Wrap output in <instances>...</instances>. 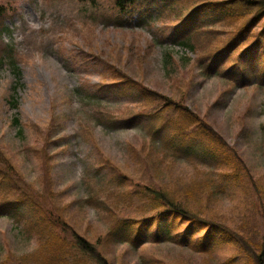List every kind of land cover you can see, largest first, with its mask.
Wrapping results in <instances>:
<instances>
[{
	"label": "rangeland",
	"instance_id": "1",
	"mask_svg": "<svg viewBox=\"0 0 264 264\" xmlns=\"http://www.w3.org/2000/svg\"><path fill=\"white\" fill-rule=\"evenodd\" d=\"M166 3L152 12L143 8L121 16L115 0H0L7 8L0 21V154L17 172L20 186L44 195L70 237L80 235L109 264H203L172 244L146 243L131 250L108 239V226L117 217H137L125 196L136 183L194 195L200 191L202 208L191 203L196 210L250 236L253 244L262 241L264 87L241 88L222 69L219 76L208 73L205 53L220 46L231 30L221 28V22L193 30L185 41L195 49L184 55L178 49L182 46L173 43L181 37L170 32L174 16L168 10L160 13ZM208 17L212 13L200 20ZM218 28L224 35L216 38ZM198 30H209L211 37L199 41L203 35ZM130 81L137 87L125 85ZM117 82L122 83L113 85ZM142 88L180 100L208 121L244 161L240 182L215 172L214 163L203 156L216 149L208 142L194 140L192 152L177 155L167 149L161 160L156 146L143 143H150L156 118L143 117L137 127L106 123L108 116L122 121L150 113L139 94ZM15 118L20 127L13 124ZM131 147L140 148L139 153ZM4 165L0 159V172ZM119 172L129 178L125 188H118L114 178ZM7 185L0 173V199ZM15 210L25 208L0 213V264H51L44 248L48 239L34 227L29 230L36 213L17 218ZM237 255L236 247L219 249L216 263ZM75 259L98 264L81 255H71L67 264Z\"/></svg>",
	"mask_w": 264,
	"mask_h": 264
},
{
	"label": "trees",
	"instance_id": "2",
	"mask_svg": "<svg viewBox=\"0 0 264 264\" xmlns=\"http://www.w3.org/2000/svg\"><path fill=\"white\" fill-rule=\"evenodd\" d=\"M167 2L160 13L170 11L174 16V28L170 32L181 39H175L173 43L181 45L183 48L194 51L195 45L190 40L185 39L193 30L215 26L220 23L221 28L230 26V32H226L227 39L218 47L205 53L208 73L211 76H230L235 85L244 88L251 86L264 87V0H163ZM162 0H115V10L123 15L132 14L140 9H159ZM202 13V14H201ZM212 13V17L200 20ZM7 14L6 6L0 4V21ZM223 17L225 21H222ZM119 26L122 23L116 20ZM164 23V21L162 20ZM124 27V26H121ZM120 27V28H121ZM203 37L199 36V41L210 38L209 30H198ZM218 38L224 35L222 29L218 28ZM198 42V41H197ZM12 58L13 56L9 54ZM14 71L20 73L16 63H11ZM221 70V73L219 71ZM117 82L113 85H118ZM128 87H137L133 81L125 84ZM102 87L97 86L96 92H101ZM140 97L145 103L151 106L150 113H138L126 119L106 117V123L111 125L127 124L139 126L143 117L151 116L157 119V125L153 124V134L148 140L143 142L149 146H156L158 157L160 153L167 155V149L173 154L181 152L187 153L194 150L193 141L200 140L208 142L216 149L205 151L204 157L212 161L218 172L226 181L240 182L242 169L246 170L244 161L236 150H232L221 135L197 112L191 110L182 101H177L170 96L142 88ZM17 99V98H16ZM155 104H159L154 106ZM17 106V102H14ZM13 124L20 127L19 119L15 118ZM21 131V128H20ZM167 134H164V133ZM22 133V132H21ZM147 146H144L142 151ZM165 147V149H163ZM228 147V148H227ZM141 148V146H140ZM131 147L133 154H138L139 150ZM227 148V149H226ZM147 155V154H146ZM1 161L4 162V169L1 170L2 179L8 182L6 194L0 199V213L7 208L24 207L25 210L17 211V218L25 213H36V217L29 223L37 232L43 233L48 239L44 248L51 254V264L59 261V264H67V259L71 255H81L94 260L98 264H109L107 259L100 254L98 249L82 238L77 233H72L71 237L65 222L60 220L47 205L44 195H40L29 186H20L16 180L17 172L3 155L0 154ZM149 164V161L147 160ZM147 164V165H148ZM119 184L118 188H125L129 178L123 172H119L114 177ZM46 183L48 181L46 180ZM48 193L51 192L47 189ZM261 200L260 193L254 190ZM185 193V194H184ZM125 196L133 203L137 211V217L119 218L108 226V239L115 244L125 246L131 250H139L146 243L150 244H172L185 250L195 259H199L203 264H264V230L262 241L259 244L254 242L244 233L236 231L227 223L215 222L206 212L195 209L192 202L202 208V195L200 191L194 192L186 189H166L156 184L136 183V189L126 192ZM104 192L98 197L100 205L104 202ZM91 198L89 202H92ZM264 218V212L259 211ZM264 220V219H263ZM220 222V223H219ZM236 247L238 255L235 258L222 263L217 260L219 249L226 247ZM72 264H80L75 259ZM166 264V263H165Z\"/></svg>",
	"mask_w": 264,
	"mask_h": 264
}]
</instances>
